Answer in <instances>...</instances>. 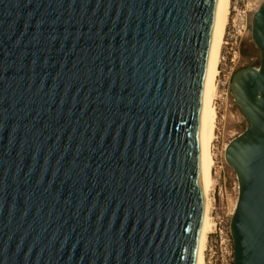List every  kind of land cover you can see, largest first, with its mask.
Segmentation results:
<instances>
[{"label": "water", "instance_id": "obj_1", "mask_svg": "<svg viewBox=\"0 0 264 264\" xmlns=\"http://www.w3.org/2000/svg\"><path fill=\"white\" fill-rule=\"evenodd\" d=\"M217 5L0 0V264L195 263ZM250 37L232 264H264V2Z\"/></svg>", "mask_w": 264, "mask_h": 264}, {"label": "bare ground", "instance_id": "obj_2", "mask_svg": "<svg viewBox=\"0 0 264 264\" xmlns=\"http://www.w3.org/2000/svg\"><path fill=\"white\" fill-rule=\"evenodd\" d=\"M229 8L230 0H218L215 30L211 44L210 58L208 68L206 72V88H205V100H204V112L202 121V142L204 152V173H203V185L200 200V214L199 223L197 229L196 239V254L194 264H207L206 252L208 251L209 235L214 231L213 220V203L212 192L215 189V173L214 168L217 164H221L214 159V142L216 140L218 113L214 107V99L217 93L216 81L218 76L219 58L224 43V35L229 20ZM251 24V21H250ZM249 24V28H250ZM249 33V30H248ZM247 33V34H248ZM247 36V35H246ZM228 144H225L223 151H225ZM224 158V152H223ZM223 169V166L222 168ZM235 175V174H234ZM236 178V176H235ZM236 192L238 199V184L236 179ZM233 207H230L232 215L235 212ZM208 260V259H207Z\"/></svg>", "mask_w": 264, "mask_h": 264}, {"label": "built area", "instance_id": "obj_3", "mask_svg": "<svg viewBox=\"0 0 264 264\" xmlns=\"http://www.w3.org/2000/svg\"><path fill=\"white\" fill-rule=\"evenodd\" d=\"M264 0H230L229 8V20L224 35V43L219 58L218 65V76L216 81L217 93L214 99V107L221 115L224 108V102L230 99V82L236 73V71L242 66L240 64L241 44L246 37L251 17L263 4ZM222 165L217 164L214 168L216 186L212 192L213 203V220H214V231L209 235L208 253L212 247L216 245H222L228 239L229 234V222L231 219L232 212H229L230 206H226L223 211L221 205L223 203V196L225 195V182L223 177ZM216 197L218 198V204L216 205ZM232 206V205H231ZM220 210V211H218ZM232 247L228 257L231 260Z\"/></svg>", "mask_w": 264, "mask_h": 264}, {"label": "rangeland", "instance_id": "obj_4", "mask_svg": "<svg viewBox=\"0 0 264 264\" xmlns=\"http://www.w3.org/2000/svg\"><path fill=\"white\" fill-rule=\"evenodd\" d=\"M245 47H247L248 55H245L244 59H242L241 55ZM240 50H241L240 64H242V66L239 69H242L248 66H255L259 64V52L257 48L255 47V45L253 44V42L251 41L250 28H249V33L244 38L241 44ZM224 105L225 106L223 108V112L221 113V115H218L219 118L217 122V131H216L217 138L214 142L213 151H214V159L217 160L218 162H221L223 166L222 175L224 177L226 193L223 196V203L221 205L222 206L221 210L223 211V209H225L226 206L227 207L230 206V207H233V211H234L235 204H236L235 201L237 198L236 185H235L236 178H235L234 172L224 162L223 147L225 146V144H228L231 140L236 138L238 135H240L244 131L246 127V123L243 117L240 115L231 97L230 99L227 100L226 104L224 102ZM216 205L219 206L217 197H216ZM229 212H231V209L229 210ZM228 228H229V225H228ZM227 238H229L230 241L226 239L224 244L222 245L217 244L215 248L212 247L208 255H207L208 251L206 252L207 264H232V256H231V260L228 257V254L230 252V247H232L230 233L228 234Z\"/></svg>", "mask_w": 264, "mask_h": 264}, {"label": "flooded vegetation", "instance_id": "obj_5", "mask_svg": "<svg viewBox=\"0 0 264 264\" xmlns=\"http://www.w3.org/2000/svg\"><path fill=\"white\" fill-rule=\"evenodd\" d=\"M245 46H246V45H245ZM243 47H244V45H243ZM245 55H248V54H247V47H245V48L243 49V51H242V55H241V58L244 59Z\"/></svg>", "mask_w": 264, "mask_h": 264}]
</instances>
